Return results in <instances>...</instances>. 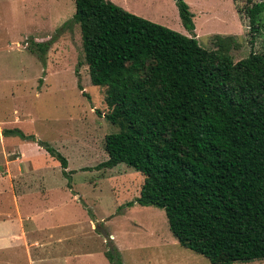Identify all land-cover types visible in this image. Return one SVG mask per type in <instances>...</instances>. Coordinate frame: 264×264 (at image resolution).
I'll use <instances>...</instances> for the list:
<instances>
[{
	"label": "trees",
	"instance_id": "trees-1",
	"mask_svg": "<svg viewBox=\"0 0 264 264\" xmlns=\"http://www.w3.org/2000/svg\"><path fill=\"white\" fill-rule=\"evenodd\" d=\"M174 1L190 36L110 0H75L80 65L105 89L104 117L120 130L106 137L109 159L99 167L141 172L135 204L164 210L181 246L211 264L263 260L264 54L235 63V38L220 35L214 50L203 48L189 4ZM263 13L264 0L246 8L253 40ZM5 136L38 144L69 177L67 159L48 143L19 129Z\"/></svg>",
	"mask_w": 264,
	"mask_h": 264
},
{
	"label": "rangeland",
	"instance_id": "rangeland-1",
	"mask_svg": "<svg viewBox=\"0 0 264 264\" xmlns=\"http://www.w3.org/2000/svg\"><path fill=\"white\" fill-rule=\"evenodd\" d=\"M110 1L132 14L190 36L174 0ZM185 1L193 13L195 34L203 48L214 50L215 37L220 35L235 38L231 51L235 63L251 53L264 54V13L259 18L260 33L254 40L246 14L248 6L261 0ZM75 14V0H0V173L5 172L8 161L19 158H30L33 164L46 168L44 178L36 174L35 178L19 176L12 180L33 183L28 188L31 190L21 195H26L28 203L37 205L43 201L41 194L46 192L45 188L60 190L56 193L61 196L62 207L49 216L54 223H63L64 228L53 235L74 238V247L80 251L88 249L79 264H111L107 257L96 255L104 242L95 230L96 224L108 236L115 237L112 250L104 242V253L111 252L123 263L127 260L129 264H147L148 259L154 262L156 257L151 254H158L157 236L165 240L174 238L168 218L162 209L135 204L145 181L141 172L126 164L113 169L99 167L109 159L106 137L120 130L104 117L108 112L105 89L93 85L88 66L80 65L84 51L80 25L72 23ZM46 44H50L47 51ZM14 129L36 136L65 157L69 177L63 176L61 164L47 151H38V144L5 136L6 130ZM3 189L0 244L7 246L10 231L5 219L15 217L16 207L14 191L11 187ZM32 212H28V217ZM90 221L94 223L92 227ZM25 224L32 225L29 219ZM34 232L29 236H44ZM131 245L135 247L129 248ZM182 250L196 257L181 256V264H211L204 256ZM13 253L20 254V264H29L15 248L1 249L0 261L11 260ZM234 264H264V259Z\"/></svg>",
	"mask_w": 264,
	"mask_h": 264
},
{
	"label": "crops",
	"instance_id": "crops-1",
	"mask_svg": "<svg viewBox=\"0 0 264 264\" xmlns=\"http://www.w3.org/2000/svg\"><path fill=\"white\" fill-rule=\"evenodd\" d=\"M30 22V21H29ZM33 51H31L32 53ZM20 130V129H19ZM13 137V136H10ZM36 137V136H35ZM20 139V138H19ZM36 144V143H34ZM24 144H22V150H24ZM38 151H41L43 148L38 146ZM44 150V149H43ZM46 151V150H45ZM27 154V152L25 151ZM26 160L25 158L18 160H13L11 162H7L8 166L5 172L0 173V190H4L5 187H11L14 191V202L16 207V215L15 217H9L10 220L5 219V224H8V229L10 231L9 238L10 243L9 245L0 244V250H7V249H16L21 254L27 258L29 264H44V263H51V264H79L78 261L82 259L83 256L86 255L88 249H80L78 247H74V243L72 240L74 238H64L54 236L53 233L57 230L63 229L64 224L61 222H53L49 214L55 211L57 208L62 207V199L61 196H58L56 191H60L59 189H47L45 188L46 192H43L42 195V202L38 203H28L26 200V195H21L22 192H28L30 185H33L31 182H26L25 180H21V182L14 183L12 177H19V176H36V174H40V177L44 178L46 175L45 170L46 168L41 165L33 164L31 161ZM47 161V160H46ZM63 174V171H62ZM64 176V175H63ZM14 183V184H13ZM15 191L16 194L15 195ZM75 197H72L75 200ZM32 210L31 216L28 217V212ZM37 211L38 214L34 212ZM36 215V217L34 216ZM26 217V220H24ZM39 217V218H38ZM38 218L37 222L35 221ZM29 219V222L32 225L29 227L25 223ZM91 227L94 225L91 224ZM38 231L39 233L43 234L44 236H29L34 231ZM93 230V229H91ZM94 231V230H93ZM35 234L37 232H34ZM102 237V236H100ZM112 241L115 240L114 235H111ZM156 237V236H152ZM161 236H157L158 243L156 249H158V254L152 253L151 255L156 257V260L152 262L150 259L146 261L147 264H181L178 262L179 260H183L181 256L193 258L196 256H192L187 251L182 249H186L177 240L175 236L171 238V240H165L167 238H160ZM103 241L106 243L105 239L102 238ZM104 242L103 247H101L96 255L100 256L101 258L106 259V253L103 252L104 250ZM66 243V244H65ZM65 244V245H64ZM7 247V248H6ZM135 245H131L129 248H133ZM182 248V249H181ZM128 249V248H127ZM162 249V250H160ZM131 252L138 251V249H129ZM128 250V251H129ZM189 250V249H187ZM191 251V250H189ZM193 252V251H192ZM194 253V252H193ZM95 254V253H94ZM89 254V255H94ZM196 254V253H195ZM198 255V254H196ZM201 256V255H200ZM20 254L13 253L11 256V260L8 261H0V264H20L17 260L19 259ZM160 258V259H158ZM195 259V258H193ZM124 264H129L127 260H124ZM144 264V263H143Z\"/></svg>",
	"mask_w": 264,
	"mask_h": 264
},
{
	"label": "water",
	"instance_id": "water-1",
	"mask_svg": "<svg viewBox=\"0 0 264 264\" xmlns=\"http://www.w3.org/2000/svg\"><path fill=\"white\" fill-rule=\"evenodd\" d=\"M95 230H96V232H98L99 234H101L103 236V238L105 239L106 243L109 245V247L112 250L113 249V246L111 244L112 237L111 236H108L106 234V232L98 224L95 225Z\"/></svg>",
	"mask_w": 264,
	"mask_h": 264
}]
</instances>
